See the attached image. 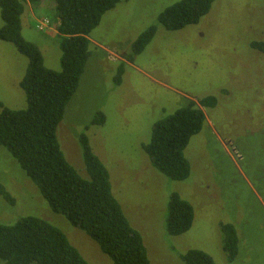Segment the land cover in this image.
Masks as SVG:
<instances>
[{"label":"rangeland","instance_id":"1","mask_svg":"<svg viewBox=\"0 0 264 264\" xmlns=\"http://www.w3.org/2000/svg\"><path fill=\"white\" fill-rule=\"evenodd\" d=\"M180 0H120L93 28L90 56L75 94L57 127L67 161L87 176L79 136L109 171L112 192L139 231L150 264H185L189 249L208 253L215 264H264V0H214L195 24L168 30L159 14ZM22 36L42 53L44 64L60 69V36L52 0H25ZM49 24L39 30L37 21ZM3 21L0 17V26ZM152 39L137 52L134 43L149 27ZM28 59L0 40V110L27 105L19 81ZM213 96L202 106L205 121L186 148L190 172L171 180L142 148L157 120L189 100ZM98 112L100 114H98ZM103 118L102 123L97 120ZM0 183L15 200L0 196V223L33 215L60 228L90 264H114L97 243L55 213L6 148L0 146ZM172 192L193 208L191 226L166 229ZM235 227L238 254L229 262L222 224Z\"/></svg>","mask_w":264,"mask_h":264},{"label":"trees","instance_id":"2","mask_svg":"<svg viewBox=\"0 0 264 264\" xmlns=\"http://www.w3.org/2000/svg\"><path fill=\"white\" fill-rule=\"evenodd\" d=\"M29 2L39 0H28ZM60 36V69L47 68L39 48L22 36L21 16L25 0H0V40L12 43L28 59L19 81L27 105L23 109L0 110V146L7 149L37 187L49 207L93 239L114 264H150L141 234L131 226L112 192L109 171L93 152L88 137L80 134L87 176H82L65 158L57 127L79 85L90 56L88 34L103 14L120 0H52ZM214 0H180L166 7L158 22L168 30L195 24ZM155 27L147 28L134 43L141 51ZM251 47L264 53V41ZM213 96L188 103L154 122L148 143L142 144L152 165L171 180H184L190 172L185 148L205 121L202 106H214ZM1 104V103H0ZM2 105V104H1ZM98 114H100L98 112ZM103 118L97 120L102 123ZM0 196L15 200L0 183ZM166 229L171 235L188 230L193 208L177 192L168 200ZM223 250L229 262L238 254V236L232 224H222ZM180 258L185 264H215L200 249H189ZM0 264H90L64 232L37 216H22L11 224L0 223Z\"/></svg>","mask_w":264,"mask_h":264},{"label":"built area","instance_id":"3","mask_svg":"<svg viewBox=\"0 0 264 264\" xmlns=\"http://www.w3.org/2000/svg\"><path fill=\"white\" fill-rule=\"evenodd\" d=\"M49 24V21L47 19H41V20H38L37 21V25L36 27L39 29V30H44L45 27H47V25Z\"/></svg>","mask_w":264,"mask_h":264}]
</instances>
